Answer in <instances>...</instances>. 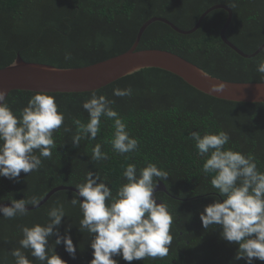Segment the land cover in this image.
<instances>
[{"label": "trees", "instance_id": "1", "mask_svg": "<svg viewBox=\"0 0 264 264\" xmlns=\"http://www.w3.org/2000/svg\"><path fill=\"white\" fill-rule=\"evenodd\" d=\"M218 5L233 12L227 39L245 54H254L264 44V0H0V69L14 63L18 54L27 63L63 69L97 64L128 52L141 27L152 18L167 19L189 31L203 13ZM227 19L226 11L215 10L194 34L187 36L156 22L145 31L138 50L171 52L224 81L264 83L256 70L259 60L264 59V50L255 58L245 59L225 45L220 34ZM66 53L71 54V60H65ZM115 88H131L132 94L114 96ZM93 92L114 101L111 107L126 123L130 136L139 141L135 152L122 156L112 150L114 122L105 117L101 118V131L95 140L82 138L78 148L72 145V137L78 132L74 120L88 122L82 103ZM93 92L48 93L55 97L58 110L65 116L64 126L71 131L65 132L62 126L54 132L56 147L50 158L41 157L38 171L28 175L22 172L19 183L0 177V203L33 197L40 203L57 187L75 188L84 182L89 170L98 172L115 195L126 182L122 172L128 164H135L139 171L152 162L168 173L167 180L158 182L167 192H156L154 196L168 205L174 217L173 241L166 257L131 264H245L244 260L234 261L238 246L223 240L218 226H202L199 214L213 202L217 191L210 184L215 173H203L204 161L196 156L190 134L227 132L230 141L225 147L251 154L258 170L264 172V103L219 100L160 69L142 70ZM34 93L12 91L6 102L18 115ZM97 143L109 159H91ZM72 194L57 192L25 216L6 219L0 214V264H14L11 251L19 247L21 226L46 223L48 211L60 204L66 215L59 231L64 235L68 224L72 226L76 259L70 258L63 245L55 251L67 264H89L92 237L86 230H78L82 214L78 206L70 204ZM54 240L49 241L52 247ZM22 251L32 264H40L30 250ZM115 258L119 264H128ZM254 264L264 262L254 260Z\"/></svg>", "mask_w": 264, "mask_h": 264}, {"label": "clouds", "instance_id": "2", "mask_svg": "<svg viewBox=\"0 0 264 264\" xmlns=\"http://www.w3.org/2000/svg\"><path fill=\"white\" fill-rule=\"evenodd\" d=\"M64 58L67 61L72 57L66 53ZM256 70L264 77V59L259 60ZM223 90V85L213 86L214 92ZM131 94V88L113 89V95L117 97ZM5 97V91L0 90V177L19 183L22 172L28 175L38 171L42 165L41 157H51L52 149L56 147L54 132L64 126L65 116L58 110L55 97L45 92L34 93L18 115ZM113 103L95 92L83 101L88 122L74 120L78 128L72 137L74 147H79L82 138L95 140L101 131V118L105 117L114 122L110 141L114 152L123 156L138 149V139L130 136L126 123L111 107ZM64 131L71 129L64 126ZM190 138L194 141L196 156L204 161L203 173H215L210 184L217 190L216 195L199 214L203 228L218 226L221 238L238 246L234 261L264 262V172L258 170L251 154L225 147L230 141L225 131L205 132L203 136L192 132ZM101 148L99 143L92 148L93 161L109 159ZM122 176L126 182L119 186L115 195L96 171L89 170L84 182L75 185L70 204L78 206L82 214L78 230H86L92 237L89 264H119L115 257L131 264L146 258L162 259L169 254L174 217L168 205L158 203L154 196L158 182L167 180L168 173L152 162H147L139 171L130 163ZM29 204L35 207L39 201L35 197L12 199L9 206L0 203V214L6 219L25 216ZM65 215L64 206L60 204L48 211L46 223L21 226L19 247L11 251L14 264H32L22 249L30 250V255L40 264H67L55 251L60 245L71 259H76L77 247L70 234L72 226L68 224L64 235L59 231ZM53 237L55 247L49 243Z\"/></svg>", "mask_w": 264, "mask_h": 264}, {"label": "water", "instance_id": "3", "mask_svg": "<svg viewBox=\"0 0 264 264\" xmlns=\"http://www.w3.org/2000/svg\"><path fill=\"white\" fill-rule=\"evenodd\" d=\"M222 9L228 13V19L221 30V39L225 45L245 59H252L264 50V44L251 55H247L232 44L226 32L232 22L233 12L224 5L208 9L200 17L196 26L184 31L164 18H152L139 30L133 47L126 53L103 62L81 68H56L50 65L25 62L20 54L10 66L0 69V90L6 93L5 100L12 91L45 92V93H88L100 90L124 77L146 69H160L182 79L189 86L213 98L237 103H264V83H234L216 78L180 56L163 50H138L145 31L154 23L160 22L181 35L194 34L208 14ZM214 85H223L222 92H214ZM60 191L75 192L72 187L53 189L35 207L43 206L55 193ZM156 192H167L163 183H158ZM154 193V194H155ZM159 203V201L157 200ZM9 206L10 204H3Z\"/></svg>", "mask_w": 264, "mask_h": 264}]
</instances>
